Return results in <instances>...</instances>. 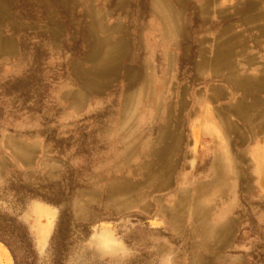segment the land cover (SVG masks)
Wrapping results in <instances>:
<instances>
[{
  "label": "rangeland",
  "instance_id": "obj_1",
  "mask_svg": "<svg viewBox=\"0 0 264 264\" xmlns=\"http://www.w3.org/2000/svg\"><path fill=\"white\" fill-rule=\"evenodd\" d=\"M263 135L264 0H0V211L40 264L60 209L17 193L72 174L66 264H264Z\"/></svg>",
  "mask_w": 264,
  "mask_h": 264
},
{
  "label": "trees",
  "instance_id": "obj_2",
  "mask_svg": "<svg viewBox=\"0 0 264 264\" xmlns=\"http://www.w3.org/2000/svg\"><path fill=\"white\" fill-rule=\"evenodd\" d=\"M85 166H83V169ZM79 189H87L86 182H80L79 177L72 174L65 179V186L59 185H27L17 193L21 199H38L48 205L60 209L57 227L50 245L51 264H66L69 251L73 245V235L69 227L70 209L63 208L67 198L78 194ZM77 193V194H76ZM92 224L81 225L76 229L80 234ZM0 243L11 253L14 264H40V259L34 248V242L28 228L20 222L19 216H10L0 211ZM255 259L253 264H257ZM132 264H135L133 261Z\"/></svg>",
  "mask_w": 264,
  "mask_h": 264
},
{
  "label": "crops",
  "instance_id": "obj_3",
  "mask_svg": "<svg viewBox=\"0 0 264 264\" xmlns=\"http://www.w3.org/2000/svg\"><path fill=\"white\" fill-rule=\"evenodd\" d=\"M247 158H253V160L258 164V169L256 176L259 179V188L264 195V135L254 140L248 149Z\"/></svg>",
  "mask_w": 264,
  "mask_h": 264
},
{
  "label": "bare ground",
  "instance_id": "obj_4",
  "mask_svg": "<svg viewBox=\"0 0 264 264\" xmlns=\"http://www.w3.org/2000/svg\"><path fill=\"white\" fill-rule=\"evenodd\" d=\"M0 251H1V247H0ZM1 253V252H0Z\"/></svg>",
  "mask_w": 264,
  "mask_h": 264
}]
</instances>
